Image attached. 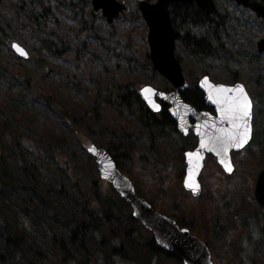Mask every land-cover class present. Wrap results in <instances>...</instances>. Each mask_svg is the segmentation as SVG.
Segmentation results:
<instances>
[{
    "label": "trees",
    "instance_id": "16d2710c",
    "mask_svg": "<svg viewBox=\"0 0 264 264\" xmlns=\"http://www.w3.org/2000/svg\"><path fill=\"white\" fill-rule=\"evenodd\" d=\"M257 1L264 3V0ZM0 3L13 13L11 19L0 17V42L6 43L10 48L14 40L26 41L24 33L21 32L25 26L37 29L38 37L37 31H41L42 36L38 38L41 45L36 48L37 52L32 60L34 67H38L37 70L42 67L45 69L44 74L32 72L29 76L23 71L29 70L23 64L24 61L21 60V68H17L18 73L11 64L4 65L0 61V73L10 84L7 98L18 97L21 93L13 94L12 90L17 86L16 82L19 81L23 85L24 81V88L33 87L35 99L44 100H41V111L49 122L60 124L55 118L56 112L52 113L51 109L56 107L58 116L65 124H60L58 131L55 130V125L36 129L35 138L25 128H19V122H25V117H36V114L30 113L34 110L18 107L15 114L25 116L15 121L11 120V114L8 112V99L0 104V110L6 115L4 119L0 118V233L3 238L0 242V264L9 263L16 254L21 256L25 264H44L43 261L47 258L44 249L37 243L38 237L28 234L24 226L18 223L11 208L13 203L10 200L13 199L21 202L32 225L40 234L39 237H42L41 242L51 251L53 258L49 260V264H183L180 257L164 251L153 234L133 218L129 204L110 183L100 177L93 158L81 146L78 134L82 131L92 135L94 127L101 136L106 132L110 133L111 138L108 141H104L103 137L92 141H96L110 153L123 173L128 172L134 151L129 143L121 139L122 136L117 133L119 129L112 125L107 114L116 123H121L123 135L127 134V131L144 133L149 138L154 135L163 136L164 133L180 135L167 106L163 105L159 112H153L138 92L139 84H145L139 76L146 77L148 73L153 74L149 81L159 79V84H155L156 88L165 91L173 89L172 85L152 68L148 50L144 48L138 51L141 47L138 46L137 49L132 42L138 57L134 59L131 55L122 54L130 66L128 68L127 65L126 70L134 79L113 74L105 85L104 80H96L91 84L84 63L88 64L89 53H98L100 42L95 40L97 44L87 50L89 40L80 36V32L85 29L89 32L88 36L94 33L96 37V31L86 27V17L92 20L98 18L90 8V0H0ZM243 8L240 9L244 10ZM169 9L172 24L178 33L177 47L182 46L186 57L178 53L176 55L186 72V77L192 81L182 93V97L200 109L202 92L197 86L198 78L203 74L212 78L210 72H213L219 81L226 79V69L219 68L218 65L235 64L233 62L237 63V57L241 54L240 45L227 41L228 30L233 25L235 32L242 34L243 27L237 26L241 15L234 11V14L224 13L220 18L217 13L207 16L193 5L175 2L169 5ZM98 16L103 21L104 18ZM78 20L81 24L74 31L76 42L70 41L69 35L64 37L65 32L59 27H72L68 24ZM50 23L53 25H49ZM111 28L118 29L120 34H124L125 38L131 41L135 40L137 34H140L142 41L145 37V24L134 6L128 14L117 18ZM250 28L257 35L261 33L254 27ZM260 28L264 29L263 23ZM145 44L146 42L144 47ZM46 51L64 61L70 57L72 66L69 67L65 63L51 65V60L45 56ZM255 57L259 58L260 55L256 53ZM29 60L31 59H27ZM52 73H66L77 89L92 93L91 105L86 108L79 106L82 114L80 109L70 110L64 105V97L59 96L52 87L51 91L44 88L41 93L34 86L36 78H50ZM102 87L104 88L101 90ZM255 103L257 104V99ZM21 109L25 110L19 112ZM30 120L32 123L27 127L33 125L34 128L36 121ZM194 138L188 135L183 137L182 142L179 140L181 145L177 151L178 177H184V151L194 146ZM78 144L80 149H77ZM39 148L57 158V161L58 157H64V164L59 162L61 165L57 163L51 167L48 164L47 176H43L37 162L28 155L31 152L40 157ZM154 157L158 158L156 154ZM74 169H79L82 176L75 177ZM87 175L89 179H85L89 180V184L82 178ZM6 199L11 203L6 202ZM172 217L180 226H187L182 217ZM243 221L245 225V219Z\"/></svg>",
    "mask_w": 264,
    "mask_h": 264
},
{
    "label": "rangeland",
    "instance_id": "374dc122",
    "mask_svg": "<svg viewBox=\"0 0 264 264\" xmlns=\"http://www.w3.org/2000/svg\"><path fill=\"white\" fill-rule=\"evenodd\" d=\"M131 7L134 6V0H126ZM218 8L224 13L241 15V18L237 22V26H242V34L239 35L234 30V25L231 26L227 33V41L231 44H237L241 47V54L237 57V63L235 64H221L219 68H224L225 73L228 76L226 79L220 80L221 82H232L236 80L234 75L237 72V80L246 83L249 89L257 99V104L253 105V120L256 119L254 125V135L252 136L251 142L242 150L232 153L234 170L230 174H226L221 166L216 161L215 157L207 156L205 159L204 168L201 171L199 181L201 183V194L198 197L192 196L191 192L187 191L183 186V178L178 177V149L182 142L183 137L172 133H164L163 136H152L148 137L144 133L127 131V134L123 135V130L120 128L121 123H116L109 114H107L108 120L113 126L119 129L117 133L121 139L129 143L133 148V155L131 166L128 168V172L124 173L127 175L132 183L137 194L147 199L153 207L169 216L182 217L186 222L190 231L197 236L199 239L207 243L213 264H264V207L260 206L254 196V185L257 173L264 166V52L259 53L256 50V41L259 38H264V29L260 28L263 20L255 15V13L247 8H243L238 5L234 0H217ZM91 8V7H90ZM243 8L244 10L240 9ZM4 16L6 19L13 18V13L8 7L0 3V17ZM93 20L86 17L87 26L91 27V30L96 31L89 34L85 29L80 32L82 38L87 40V50L91 49L93 45H96L98 40L100 42V49L97 54L89 53L87 62L84 63L89 76V82L92 84L93 81H103L105 85L110 76H121L129 79L133 78L127 69V59L122 54L131 55L135 59L138 57V51L142 49L148 50V44L146 41V30L144 29V40L146 42L145 47L140 34L135 36V40L131 41L126 39L124 34H120L118 29L111 28L106 21L101 20L98 14ZM79 20L76 22L59 27L63 28L65 36L69 35L70 41L76 42L74 31L79 28ZM49 25H53L50 23ZM86 25V24H85ZM264 25V23H263ZM250 27L258 29L261 33L256 34ZM58 29V30H59ZM37 30V29H36ZM36 30L25 26V29L21 32L25 35L26 41L14 40L21 44L29 53V57L24 59L19 57L13 50L12 47L0 42V61L4 65L11 64L14 67L16 73L17 68H21V60L23 64L29 70H24L25 74L29 76L32 72L44 74L45 69L42 67L37 70L38 67H34L32 58L36 54V48L41 45V41L38 39L42 36L41 31L39 37L36 36ZM50 30V28H49ZM99 33V34H98ZM58 34V33H57ZM100 35V36H99ZM103 36V37H101ZM237 36V37H236ZM58 42V37H57ZM134 42L135 45L132 43ZM54 45V47H56ZM136 49V50H137ZM86 50V51H87ZM51 51V50H50ZM49 52V51H48ZM44 52L45 56L51 60V65L63 64L67 66L71 65L70 57L61 59L60 57L54 56L52 53ZM176 54L183 55L186 57L185 51L182 46L176 48ZM132 53V54H131ZM256 53L260 55L256 58ZM18 57L19 59H16ZM87 57V56H86ZM233 58V57H232ZM27 59H31L27 61ZM252 59V60H250ZM235 61V59H232ZM249 60L251 62H249ZM134 65L136 61L134 60ZM226 63V62H225ZM183 67V66H182ZM128 68L130 66L128 65ZM215 68V67H213ZM237 70V71H236ZM183 73L186 76V72L183 68ZM213 81H219L216 74L210 72ZM210 76V75H209ZM188 77V76H187ZM186 77L187 81L188 78ZM23 78V77H22ZM153 78L152 73H148V76L140 75L139 79L145 84H151L155 87V84L159 79L155 78L154 81H149ZM219 81V82H220ZM17 86L12 90V93H21L18 97L7 98V91L10 84L0 73V104L8 99L7 102L8 112L11 114V120L19 121V118L25 116L24 114H15L18 112V107L28 108L34 111L30 112L32 115L36 114V117L30 116L25 117L26 123L23 121L19 122L20 129H26L30 135L36 136V129H45L55 125V130L58 131V126H65L62 118L58 116L59 112L56 111V107H51L52 113L57 116L58 123L49 122L48 118L41 111V100L35 99V92L33 87L24 88L19 81L16 82ZM159 84V83H157ZM90 85V84H88ZM141 87L144 84H139ZM37 90L41 93L44 92V88L51 91V87L58 93L59 96L64 97L63 102L70 110L80 109L81 114L83 113L79 106L85 108L92 103V93L85 90H79L73 85L70 76L66 73H52L51 77H45V79L36 78L34 82ZM43 87V88H42ZM92 87V86H91ZM104 87L101 88V90ZM11 94V93H10ZM13 99V100H12ZM17 99V100H16ZM44 101V100H42ZM70 101V102H68ZM81 106V107H82ZM79 107V108H78ZM21 109L20 111H24ZM41 111V112H40ZM3 117V118H2ZM6 115L0 110V118L4 119ZM255 117V118H254ZM60 120H59V119ZM30 119L36 121L34 125L27 127L28 124L32 123ZM123 131V132H122ZM130 133V134H128ZM79 139L81 146L86 150V146L89 143H95L99 137H103L104 141H108L111 138V134L106 132L99 135V131L94 127L92 135H88V132L79 131ZM96 141H92V140ZM194 146L196 145V139L194 138ZM81 146L78 144L77 149ZM193 146V147H194ZM188 148V150L192 149ZM40 157L29 152V157L37 162L40 167L43 176H47V165L64 164V157H53L51 154H47L43 149H38ZM262 151V152H261ZM154 154L158 158L154 157ZM94 159H92L93 161ZM95 163V161H93ZM261 164V165H260ZM61 165V164H60ZM64 174L65 171H63ZM75 177L82 176L79 169H74ZM89 184L85 178L89 179L88 175L82 177ZM17 197V195H16ZM15 198V197H13ZM13 204L11 206L15 217L21 226L26 230L28 234L36 235L37 243L41 245L46 253L47 258L43 261L44 264H49V260L53 258L50 250H47L45 245L41 242L42 238L39 237V233L35 230L31 223L29 215L23 209V205L19 200H10ZM6 199V202L11 203ZM28 215V216H27ZM175 219V218H174ZM245 219V225L244 221ZM21 228V227H20ZM22 229V228H21ZM3 240L0 233V242ZM4 264H25L24 260L19 254H16L9 263ZM113 264V262H111Z\"/></svg>",
    "mask_w": 264,
    "mask_h": 264
},
{
    "label": "water",
    "instance_id": "95a60500",
    "mask_svg": "<svg viewBox=\"0 0 264 264\" xmlns=\"http://www.w3.org/2000/svg\"><path fill=\"white\" fill-rule=\"evenodd\" d=\"M172 2H196L207 14H212L215 8L214 0H134L136 11L147 27L148 58L152 68L165 77L173 86V89L167 92L150 84H145L139 88L138 92L153 112H159L162 106L166 105L168 113L176 122L177 131L182 135H187L192 130L197 136L196 146L184 152L186 167L183 186L194 197H198L202 190L199 176L206 156L208 154L215 156L223 171L226 174H230L234 170L232 151H239L244 148L250 141L251 136L243 147H230L226 154L217 156L216 152L221 151V148L216 144V138L220 135V129L227 130L229 128V123L227 120L221 119L219 105L214 102L215 97L213 99L209 98L210 94L214 92L210 86L224 85L225 87H233L237 84L243 85L242 83L233 85L215 83L208 75H203L199 79L198 86L205 93L207 104L215 107L216 116L205 111H197L195 107L183 99L182 93L188 88V82L184 76L182 65L175 54L178 33L172 24L170 16L169 5ZM234 2L252 10L264 22V3L257 0H234ZM90 3L93 13H101V16L109 25H112L114 20L121 15L129 13L131 9L126 0H90ZM14 45H18L27 55L17 51ZM12 48L20 57L27 58L29 56L27 50L18 42H13ZM256 50L259 53L264 52V38L257 40ZM145 87L154 90V93H150L149 96L155 104L159 105L158 108L153 107L145 99V94L141 91ZM191 119L194 120L193 123ZM201 140H204L208 147L201 148ZM93 148L96 151H90ZM213 148L216 151H213ZM86 150L94 159L100 177L109 182L114 190L129 204L133 218L138 220L141 225L153 234L154 239L164 251L180 257L183 264H213L207 243L195 236L188 227L180 226L175 219L156 210L147 199L137 195L131 179L120 171L113 157L104 147L89 143L86 146ZM197 151L200 153V159L190 164L187 153H195ZM225 158L231 163V171H228L224 164L220 162L221 159ZM189 184H193L195 187H189ZM254 196L258 204L264 207V167L260 169L256 176Z\"/></svg>",
    "mask_w": 264,
    "mask_h": 264
},
{
    "label": "snow or ice",
    "instance_id": "6c2138e0",
    "mask_svg": "<svg viewBox=\"0 0 264 264\" xmlns=\"http://www.w3.org/2000/svg\"><path fill=\"white\" fill-rule=\"evenodd\" d=\"M17 51L21 52L23 55H27L23 49L19 48L18 45H14ZM211 89L214 90L210 94L209 98L213 99L214 102L219 105V111L221 112V119L227 120L229 123V128L227 130L220 129V135L216 138V144L221 148V151H217V156L226 154L230 147L240 148L246 144L251 136L252 127V100L249 98L247 92L243 85L237 84L233 87H225L224 85H212ZM141 91L145 94V99L148 100L149 104L153 107L158 108L159 105L149 96L150 93H154L151 88H143ZM201 148L208 147V144L204 140H201ZM216 151L215 148L212 149ZM90 151H96L94 148ZM189 157V163L192 164L200 159V153L197 151L195 153H187ZM224 164L228 171H231V163L229 160L221 159L220 161ZM191 172V169H190ZM189 187H195L193 184H189Z\"/></svg>",
    "mask_w": 264,
    "mask_h": 264
},
{
    "label": "flooded vegetation",
    "instance_id": "af4514ba",
    "mask_svg": "<svg viewBox=\"0 0 264 264\" xmlns=\"http://www.w3.org/2000/svg\"><path fill=\"white\" fill-rule=\"evenodd\" d=\"M153 1H154V0H153ZM214 1H215V8H214V11H213L212 14H207L203 9H201V7H200L196 2L185 3V4L195 6L197 10H200L201 12L205 13V15H207V16H211V15L213 16V15H215V14L217 13V14H218L217 17L220 18L221 15H224V12H222V10H221L220 8H218L217 0H214ZM172 3H174V2H172ZM175 3H183V2H175ZM129 5H130V4H129ZM169 10H170V9H169ZM236 71H237V70H236ZM203 75H204V74H203ZM236 76H237V72H235V75H234V77H235L236 80H233L232 82H228V83H227V82H222V83H225V84H228V85H233V84H235V83H242V84L245 86V88H246V90H247L249 96L251 97L253 105L255 106V98H254L253 93H252L251 90L249 89V86H248L246 83L237 80V77H236ZM200 78H201V77H199L198 80L196 81V82H197V86H198V82H199V79H200ZM212 80H214V79H212ZM191 82H192V81L189 80V84H190ZM214 82H215V83H219V81H214ZM198 88H199V86H198ZM199 89H200V88H199ZM200 91L202 92V97H201V98H202V100H201V108H200V109L195 108V109H196L197 111H205V112H208L209 114H211V115H213V116H216V115H217V111H216L215 107L207 104L206 99H205V93H204L201 89H200ZM192 106H193V105H192ZM193 107H194V106H193ZM254 118H255V117H254ZM191 122L193 123L194 120L191 119ZM255 122H256V119L253 120V117H252V121H251L252 136L254 135V125H255ZM189 135L194 136L195 139H196V141L198 140V139H197V136H195V134L193 133L192 130L190 131V134H189ZM251 140H252V137H251V139H250V142H251ZM250 142H249V143H250ZM232 153H235V152H232ZM207 156L215 157V156L210 155V154H208ZM232 160H233V155H232ZM216 161H217V160H216Z\"/></svg>",
    "mask_w": 264,
    "mask_h": 264
}]
</instances>
